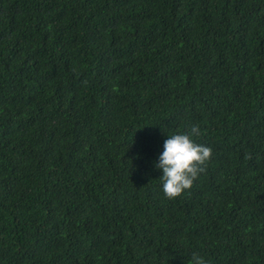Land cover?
I'll return each mask as SVG.
<instances>
[{"label": "trees", "instance_id": "1", "mask_svg": "<svg viewBox=\"0 0 264 264\" xmlns=\"http://www.w3.org/2000/svg\"><path fill=\"white\" fill-rule=\"evenodd\" d=\"M192 125L212 156L168 199ZM193 253L264 264V0H0V264Z\"/></svg>", "mask_w": 264, "mask_h": 264}, {"label": "clouds", "instance_id": "2", "mask_svg": "<svg viewBox=\"0 0 264 264\" xmlns=\"http://www.w3.org/2000/svg\"><path fill=\"white\" fill-rule=\"evenodd\" d=\"M200 135L199 126L192 125L187 133L169 135L164 141L163 152L154 167L162 171L159 179L168 199L179 197L185 190L191 189L199 174L206 172L212 149L195 142L194 137ZM191 264H207V261L199 254L193 253Z\"/></svg>", "mask_w": 264, "mask_h": 264}]
</instances>
